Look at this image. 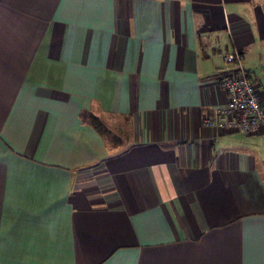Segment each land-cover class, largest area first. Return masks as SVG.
Listing matches in <instances>:
<instances>
[{"label":"crops","instance_id":"1","mask_svg":"<svg viewBox=\"0 0 264 264\" xmlns=\"http://www.w3.org/2000/svg\"><path fill=\"white\" fill-rule=\"evenodd\" d=\"M234 46L264 106V0H0V264H264Z\"/></svg>","mask_w":264,"mask_h":264},{"label":"built area","instance_id":"2","mask_svg":"<svg viewBox=\"0 0 264 264\" xmlns=\"http://www.w3.org/2000/svg\"><path fill=\"white\" fill-rule=\"evenodd\" d=\"M219 85L226 92L228 103L213 107L203 126L251 134L264 125V106L246 69L244 55L236 46L224 58Z\"/></svg>","mask_w":264,"mask_h":264},{"label":"rangeland","instance_id":"3","mask_svg":"<svg viewBox=\"0 0 264 264\" xmlns=\"http://www.w3.org/2000/svg\"><path fill=\"white\" fill-rule=\"evenodd\" d=\"M99 126H100V129H101L102 131L105 130V127H104V126H101L100 124H99Z\"/></svg>","mask_w":264,"mask_h":264}]
</instances>
